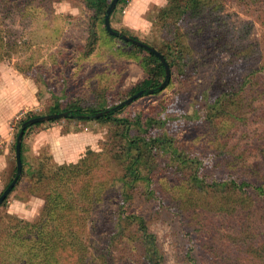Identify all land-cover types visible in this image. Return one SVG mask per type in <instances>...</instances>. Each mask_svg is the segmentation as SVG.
Listing matches in <instances>:
<instances>
[{
	"label": "rangeland",
	"instance_id": "rangeland-1",
	"mask_svg": "<svg viewBox=\"0 0 264 264\" xmlns=\"http://www.w3.org/2000/svg\"><path fill=\"white\" fill-rule=\"evenodd\" d=\"M167 3L168 0H128L113 13L111 24L157 49L164 47L166 51H173L177 44L175 36L180 32L187 46L198 48L201 41L186 34L188 24L185 22L170 19V25L165 27L158 22V13ZM222 14L228 15L235 31L248 28L249 33L240 34L241 43L256 51L254 57L244 61L227 51L215 52L209 48L205 56L193 62L188 76H182L174 69L172 84L160 95L144 96L135 101L126 107L124 115L132 120L138 115L144 119L159 118L163 111L174 117L201 116L188 124L184 131L170 133L173 145L187 155H193L201 146L210 148L211 152L214 149L219 156L216 165H220L224 158L221 157L222 151H225L229 159L223 163L226 164L223 172L229 169L250 175L256 172L258 179L264 180V70L254 76L253 92H249L252 87L247 86L243 94L247 99L242 110L236 112V117H227L231 127L225 146L211 141L213 127L210 125L211 128L207 129L209 125L203 121L209 114V104L219 93L216 80L219 75L228 81L241 80L250 76L251 69L264 65V0H251L248 4L227 0ZM101 15H97L87 0H0V195L13 178L16 137L20 121L27 114L45 115L54 106L67 108L72 104L101 108L109 103L120 104L146 77V70L139 63L141 55L122 40L112 38ZM219 123L220 120L215 119V124ZM123 137L122 130L111 122L63 117L32 127L24 139L26 173L30 167L37 168L38 173L41 164L78 163L89 151L101 154L89 155L97 164L95 173L91 168V177L102 196L88 217L87 239L83 238L91 251L88 260L95 261V264H111L104 258L109 253L108 248L114 255L112 264L144 262L145 238L141 240L130 234L110 245L101 233L108 213L121 203V186L129 180L122 163ZM174 157L168 151L160 157L159 162L163 165H158L159 176L148 182H138L132 200V210L147 219L150 231L157 238L163 258L161 264H212L208 254L213 250L217 253L226 250L223 254L228 258L230 251L234 254L252 253L248 252L252 248L264 254V208L250 209L248 206L252 204L246 198L249 193L234 195V201L212 198L205 193L198 195L202 197L200 202L205 203L203 207L189 201L186 203L181 196V187L187 188L184 173H189L192 166L181 160L175 161ZM36 180H31L30 174L22 175L16 189L0 206V233L5 227L9 229L12 216L36 223L41 220L45 197L30 189ZM69 188L72 199L82 200L75 183L71 181ZM155 190L160 192L165 205L153 201ZM223 197L227 196L223 193ZM175 202L185 210L190 208L187 210L188 220H183L175 211ZM231 207H234L232 216L227 212ZM196 208L200 217L193 213ZM241 208L245 214L237 215ZM240 220L244 222L241 224ZM211 231L213 236L206 243L215 248L210 247L213 250L209 248L210 251L206 252L208 248L204 247L207 245L202 236ZM225 237L243 246L239 249L234 243L224 244ZM6 239L2 243H6ZM0 255V261L3 257L8 259L3 251ZM21 255L24 256L16 251L14 258L8 259L11 262L0 264H22L26 255ZM259 259L264 264V258ZM235 260L230 264H236Z\"/></svg>",
	"mask_w": 264,
	"mask_h": 264
},
{
	"label": "trees",
	"instance_id": "trees-1",
	"mask_svg": "<svg viewBox=\"0 0 264 264\" xmlns=\"http://www.w3.org/2000/svg\"><path fill=\"white\" fill-rule=\"evenodd\" d=\"M87 1L88 4L96 10L97 15L102 14L101 20L104 23L106 10L112 0ZM127 1L128 0H119L113 13L116 12L119 5L122 3L126 4ZM234 1H238L239 4H248V1L251 0ZM226 2L227 0H168L167 5L160 10L158 13V22H161L164 27L167 24L170 25V19L173 21L180 20V22L188 24V31L186 34L191 36L194 35L195 39H198L199 42L201 41V43L197 45L198 48L193 45L187 46L186 43H184V35L180 32L178 36H175V42H177V44L173 51L172 49L166 51L164 47L163 49H157L152 46L165 56L170 66L171 76L174 69L181 73L182 76H188L192 71L193 62L205 56L206 50L209 48H213L215 52L227 51L232 55H236L238 58H243L244 61H250L254 57L256 51L252 48H247L246 45L241 43L240 34L249 33L248 28H246L245 31L241 28H237L235 31V27L230 26L228 15L222 14ZM109 35L112 38L122 40L130 49L134 50V52H138L137 55H141L139 63L146 70V77L140 84L132 89L130 95L132 96L140 90H145L144 94L130 104H124L122 102L112 105L109 103V105L104 108L99 106L72 104L67 108L54 106L48 113L68 111L70 114L64 118L83 121L111 122L119 130H122L124 135L122 143L125 146L122 154V163L126 168V179L128 177L129 180H125L121 186L119 192L121 203L117 204L118 206L115 210L108 213V217L105 219L106 221H103L104 228L101 233L106 236L107 243L110 245L120 242V239L130 234L141 240L145 238L143 264H161L163 258L157 238L155 234L150 231L147 219L132 210V200L135 192L134 187L137 186L138 182H148L159 176L160 167L163 165L162 162H159L160 157H164L166 151H168V153L172 152L175 156V161L181 160L192 166V170L189 173H184L187 176V179L183 178L188 184L187 188L181 187V196L185 198L186 203L189 201L192 205L193 203L196 206L200 204L201 206L205 205V203L200 202L202 197H199V194L204 195L207 193V195H211L212 198H226L228 201H234V195L241 196L239 194L249 193V196L246 198H248L252 206L248 207H250V209H259L261 206L264 208V180H259V175L256 172H252L253 174L251 175L241 170L234 171V169L223 172L222 170L226 165L223 163L229 159L225 155V151H222L221 157L224 158L221 160L220 165L215 164L219 156L214 152V149L211 152L210 148L201 146L196 149V153L193 155H187L179 151L173 145L170 139L172 136L170 133L180 130L184 131L188 124L201 119V116H197L198 114L194 115L197 117H174L171 116V113L163 111L159 118L146 117V119H144L138 115L133 120L128 118V115H124L126 107L144 96L160 95L172 84L173 79H171L170 76L168 84L161 89L160 85L166 78V70L160 58L142 46L123 40L119 35H112L110 33ZM133 37L137 38L136 36ZM93 41L94 40H92V43ZM262 56L263 55H261V57ZM262 70H264V65L256 69H251L250 76L246 75L245 78L241 80L228 81L224 80V77L221 75L216 78L219 82V93L215 96L214 102L209 104V114L205 117V120L203 119L206 125H209L207 129H210L211 126L213 127L214 131L211 134L212 142L217 143L219 146L226 145L227 141L225 138L230 131L229 126L231 127L227 117H236V112L242 110L243 102L247 99L246 97L244 98L243 94L247 91L246 88L248 85L252 87L249 92H253V86L255 85L252 81L254 80V76ZM100 112L104 114L98 116ZM36 116L39 115H34L32 113L27 114V117L20 121V130L25 121ZM175 119L177 120L176 122L174 121ZM215 119L220 120V123L215 124ZM56 120L58 119L50 121ZM185 120L187 122H185ZM45 122L28 124L25 127L24 139L32 127ZM24 139L22 143V175L30 174L31 180L34 181L37 179L34 182L35 186H31L30 189L33 193L45 197V208L43 209L45 211L42 214L43 217H41V220L37 223L24 221L17 216L10 217L12 223L9 225V229L5 227L3 232L0 233V252L3 251L7 253L6 257L8 259L10 257V260L14 258L16 251L20 254H24V256L26 255L25 257L21 255L24 257L22 264H95V261L89 262L88 260L91 256V251H89L83 238L87 239L86 222L88 221V217L101 200L102 196L98 184L94 182L93 177H91L93 173L91 168L94 169L95 173L97 164H95V162L93 163L91 160L92 157L89 155L93 154L99 156L101 154L89 151L88 155L78 163H54L49 166L41 164L38 168V173H36L37 168L35 169L34 167H30L29 173H26ZM223 141L226 142L222 143ZM158 165H160V167H158ZM255 167H258V164H256ZM15 175L16 167L14 169L13 178ZM22 175L13 190L16 189ZM71 181L75 183L76 188L80 190L79 197L82 200L79 201V199L76 200L70 197L73 194L69 188V183ZM223 193L227 197H223ZM152 196L153 201L156 202V200H158L160 205H165L163 199L160 198L159 191L155 190ZM242 197H244V195H242ZM7 198L2 204L6 202ZM183 198H181V200H183ZM86 201L89 206H87ZM177 203L178 202H175L173 205L177 206ZM222 207L227 208L225 206ZM177 208L179 211L176 210ZM177 208L175 211L179 216L182 217L183 220H188L189 216L187 215V210L190 208L186 210L181 206H177ZM233 208L234 207H231L227 210L230 216L233 215ZM194 212L197 213L196 217H200L197 208L196 210L193 209V213ZM250 213L252 214L251 210ZM239 214H245L242 208L237 211V215ZM240 222L242 224L244 221L240 220ZM11 228H13L12 231L14 230L13 233L10 231ZM210 236H213L212 231L202 236L205 241L204 244L207 245L204 247L208 248L206 252H209V248L213 247L210 246L208 242L206 243V241H209L208 238ZM6 238H8V241L2 243L3 239L7 240ZM224 240V244L232 245V243H234L233 245L239 249L243 246L236 240H229L226 237ZM253 243L255 244V242ZM258 246L260 247V243ZM262 249L264 250V247H262ZM107 250L109 253L104 255L105 261L112 264L114 263L113 252L110 251L109 248ZM248 252L252 253L234 254L233 251H230V257L228 258L225 257L226 250H223L221 253H217L213 250L212 254L208 255L211 258L212 264H230L234 259H236L234 262L236 264L239 262L244 264H261L260 262L262 259L259 258H264L263 253L257 252L254 248ZM94 254L93 252V255ZM4 258L5 257H3L0 262H11L6 258L4 261Z\"/></svg>",
	"mask_w": 264,
	"mask_h": 264
},
{
	"label": "water",
	"instance_id": "water-1",
	"mask_svg": "<svg viewBox=\"0 0 264 264\" xmlns=\"http://www.w3.org/2000/svg\"><path fill=\"white\" fill-rule=\"evenodd\" d=\"M119 0H112L106 10L105 13V17H104V25L106 27V30L108 31V33L112 34V35H119L123 40L125 41H130L132 43H135L139 46H142L146 49H148L149 51H151L152 53H154L157 57L160 58L161 62L163 63L165 70H166V78L163 81V83L160 85V88L163 89L169 82L170 80V76H171V70H170V66L169 63L167 62L165 56L156 48L150 46L149 44H147L146 42L137 39L133 36H131L130 34L127 33H123L119 30H117L116 28H114L111 24V15L114 11V9L116 8L117 4H118ZM145 90H140L137 93L133 94L132 96H130L129 98H127L125 101H123L124 104H130L131 102H133L135 99H137L138 97H141L144 94ZM109 112V111H106ZM70 113L68 111H63V112H56V113H50V114H45V115H39L36 117H33L27 121H25L23 123V127L20 130V132L17 135L16 138V175L13 178V180L11 181V183L4 189V191L2 192V194L0 195V205L4 202V200L7 198V196L12 192V190L14 189V187L16 186L20 176L23 173V161H22V143H23V139H24V133H25V127L28 124H33V123H37V122H45V121H50V120H55L58 118H62V117H67ZM103 112H100L98 114V116L103 115Z\"/></svg>",
	"mask_w": 264,
	"mask_h": 264
},
{
	"label": "crops",
	"instance_id": "crops-1",
	"mask_svg": "<svg viewBox=\"0 0 264 264\" xmlns=\"http://www.w3.org/2000/svg\"><path fill=\"white\" fill-rule=\"evenodd\" d=\"M1 132V131H0ZM17 138V137H16Z\"/></svg>",
	"mask_w": 264,
	"mask_h": 264
}]
</instances>
